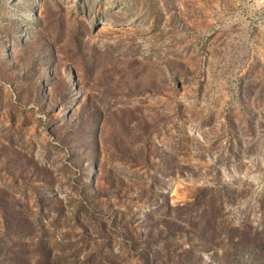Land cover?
<instances>
[{
	"label": "rangeland",
	"instance_id": "374dc122",
	"mask_svg": "<svg viewBox=\"0 0 264 264\" xmlns=\"http://www.w3.org/2000/svg\"><path fill=\"white\" fill-rule=\"evenodd\" d=\"M0 264H264V0H0Z\"/></svg>",
	"mask_w": 264,
	"mask_h": 264
}]
</instances>
